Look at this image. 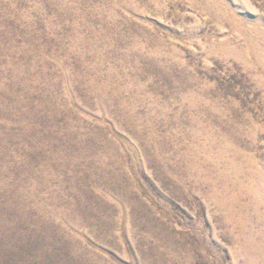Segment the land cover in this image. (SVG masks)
<instances>
[{
	"label": "rangeland",
	"instance_id": "1",
	"mask_svg": "<svg viewBox=\"0 0 264 264\" xmlns=\"http://www.w3.org/2000/svg\"><path fill=\"white\" fill-rule=\"evenodd\" d=\"M0 264H264V0H0Z\"/></svg>",
	"mask_w": 264,
	"mask_h": 264
}]
</instances>
